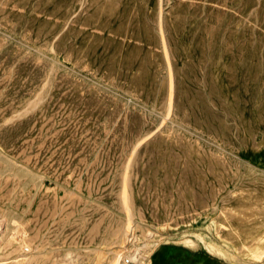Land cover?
Instances as JSON below:
<instances>
[{
	"label": "rangeland",
	"instance_id": "374dc122",
	"mask_svg": "<svg viewBox=\"0 0 264 264\" xmlns=\"http://www.w3.org/2000/svg\"><path fill=\"white\" fill-rule=\"evenodd\" d=\"M0 212V264H264V0H0Z\"/></svg>",
	"mask_w": 264,
	"mask_h": 264
},
{
	"label": "crops",
	"instance_id": "0c3cea01",
	"mask_svg": "<svg viewBox=\"0 0 264 264\" xmlns=\"http://www.w3.org/2000/svg\"><path fill=\"white\" fill-rule=\"evenodd\" d=\"M154 264H225L205 253H194L187 247L169 246L152 258Z\"/></svg>",
	"mask_w": 264,
	"mask_h": 264
},
{
	"label": "bare ground",
	"instance_id": "6f19581e",
	"mask_svg": "<svg viewBox=\"0 0 264 264\" xmlns=\"http://www.w3.org/2000/svg\"><path fill=\"white\" fill-rule=\"evenodd\" d=\"M1 213V212H0ZM10 222V221H9ZM12 226V225H11ZM15 226V225H14ZM14 226H12V227H14ZM133 226H134V224L133 223H128L126 226H125V228H124V236L126 237V238H128L129 236H131L132 235V230H133ZM9 229V228H8ZM7 229V222H6V220H5V218L0 214V236L1 235H3V234H5L6 233V231L8 230ZM9 231H10V229H9ZM16 232H17V230H16ZM11 233V232H10ZM9 233V234H10ZM15 233V232H14ZM20 234H21V232H20ZM17 235V234H16ZM5 236V235H4ZM3 236V237H4ZM14 237V236H13ZM16 237V236H15ZM22 237V236H21ZM132 237V236H131ZM17 239V238H16ZM129 241V240H128ZM127 248V247H126ZM128 252V251H127ZM126 252V253H127ZM125 253V254H126ZM143 255H145V254H143ZM130 256L132 257L133 256V252H130ZM147 256V255H146ZM12 263V262H11ZM15 263H17V262H15ZM6 264V263H5Z\"/></svg>",
	"mask_w": 264,
	"mask_h": 264
},
{
	"label": "built area",
	"instance_id": "2783aa9c",
	"mask_svg": "<svg viewBox=\"0 0 264 264\" xmlns=\"http://www.w3.org/2000/svg\"><path fill=\"white\" fill-rule=\"evenodd\" d=\"M124 262H125V264H133L132 259L129 257H127Z\"/></svg>",
	"mask_w": 264,
	"mask_h": 264
}]
</instances>
